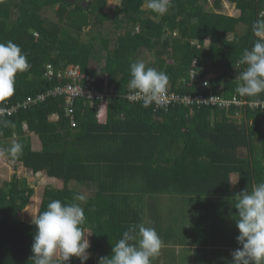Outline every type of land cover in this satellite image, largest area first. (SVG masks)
I'll list each match as a JSON object with an SVG mask.
<instances>
[{
	"label": "trees",
	"instance_id": "obj_1",
	"mask_svg": "<svg viewBox=\"0 0 264 264\" xmlns=\"http://www.w3.org/2000/svg\"><path fill=\"white\" fill-rule=\"evenodd\" d=\"M109 1L116 2L110 10ZM145 2L0 0V42L17 44L31 65L17 73L15 92L0 102V108L44 95L36 104L0 118V149L21 142L18 158L4 157L56 179L55 185L44 187L37 215L52 200L66 204L83 195L70 186L72 182L92 187L86 202H78L86 216L84 228L92 234L85 264H99L101 257L110 256L122 233L132 224H144L145 213L154 214L162 196L203 207L215 198L230 199L246 188L251 191L264 181V109L184 104L144 108L142 100L127 97L133 92L127 86L130 64L145 61L143 50L154 60L146 67L165 72L168 89L179 95L212 91L226 98L241 97L235 89L246 66L238 60L256 40H264L253 31L254 23L264 19V0H172L163 16L144 7ZM225 2L233 3L239 14H225ZM48 7H54L55 20L43 15ZM194 60L197 74L190 82ZM92 61L100 64L98 69ZM74 65L84 75L75 81L66 77ZM201 79H208L210 87L202 90ZM67 83L100 91L106 85L108 97L84 94L69 105L67 93L56 91ZM263 98L264 93L259 99ZM101 102L106 106L105 121L98 118ZM238 113L240 117H235ZM29 132L37 135L39 150L33 149ZM33 194L26 178L15 172L0 185V264H31L35 226L21 220L20 213ZM206 228L220 230L210 231L212 238L225 233L221 239L228 246L226 258L218 257L213 264H231V253L239 246L238 229L232 224L195 229L189 222L178 230L185 238L190 234L200 248L192 257H201ZM69 264L80 260L72 257Z\"/></svg>",
	"mask_w": 264,
	"mask_h": 264
},
{
	"label": "clouds",
	"instance_id": "obj_2",
	"mask_svg": "<svg viewBox=\"0 0 264 264\" xmlns=\"http://www.w3.org/2000/svg\"><path fill=\"white\" fill-rule=\"evenodd\" d=\"M145 3V7L152 13L163 16L169 11L172 0H146ZM223 6L227 8L224 3ZM237 11L239 14V10ZM253 31L264 39V19H258L254 23ZM238 64L246 67L239 72L240 83L235 92L241 97L251 98L256 106L264 104L259 99L264 93V40H256L251 49H245ZM75 66L77 65L71 67ZM30 67L27 54L17 44L11 40L0 42V102L14 94L17 73L26 72ZM130 77L127 86L142 100V107L148 108L153 103H161V97L167 93L169 85V76L165 72L146 67L145 62L137 60L130 64ZM100 105L104 106L105 103L101 102ZM101 109L98 107V112ZM4 111L6 109L0 108V113ZM4 123L11 125V121ZM24 130L26 131L25 125ZM22 152L23 144L17 141L7 149H0V156L18 158ZM31 173H43L45 176V172ZM49 178L54 179H50L53 184L46 185H55L56 179ZM78 202H86V197L77 194L74 202L66 204L60 200H52L45 211L32 216L35 234L29 258L31 264H69L72 257L78 258L80 264H85L90 258L87 236L92 234L84 228L86 216ZM234 208L237 210L235 226L239 233L235 239L239 247L231 253V264H264V181L255 184L251 191L247 188L242 190L237 195ZM161 246L162 241L155 228L132 224L112 245L111 255L101 257L99 264H151L159 255Z\"/></svg>",
	"mask_w": 264,
	"mask_h": 264
},
{
	"label": "rangeland",
	"instance_id": "obj_3",
	"mask_svg": "<svg viewBox=\"0 0 264 264\" xmlns=\"http://www.w3.org/2000/svg\"><path fill=\"white\" fill-rule=\"evenodd\" d=\"M108 2V7L107 9L110 10L113 8L114 3ZM227 5V8L225 9L224 6L222 8V11H225V13H229V15H237V11L234 8V5L230 3H225ZM146 4L144 5V7ZM55 9L54 7H48L43 9V15L46 16L48 19L55 20ZM209 40L207 39L205 41V44H208ZM153 56V55H152ZM147 50L142 51L141 57L145 58V63L151 64L153 60V57ZM97 62L92 61L91 66L98 67L100 64H96ZM218 71L212 72L211 74H217ZM210 74V75H211ZM105 87H107L105 85ZM108 89V88H107ZM104 104V102H103ZM99 109H101L100 113L98 112V118L100 119V115L103 116L106 106L100 105L98 106ZM103 111V114L101 113ZM241 113H238L235 117H240ZM51 119H56V116H51ZM32 137V147L35 150L36 149V142L38 139L37 135L34 133H31ZM41 145V144H40ZM40 145L38 148H40ZM245 153V151H243ZM18 174V177H24L26 178L27 182L29 185H32V187L35 189V194L32 196V199L30 203L26 206L25 209L20 213V219L30 222L32 220V216H36V210L40 204L41 201V191L43 187L46 184H53V182L48 179L49 176L45 173V176L43 173L41 174H33L31 173L30 170L25 169V167L21 163H14L12 161H9L6 159L4 156H0V185L5 181V180H10L12 177L13 173ZM48 177V178H47ZM71 187L78 189L83 193V195L87 196L88 193L93 191L92 187H85L82 186L79 183L72 182L70 184ZM170 203V204H169ZM169 204V205H168ZM166 205L169 207H172V210H168V213H165L166 218H176V222H178V225H176V233H172L174 230V226H170L168 234H167V241L174 243L172 246H168L170 243L168 242V248L165 250V252L160 253L158 257L154 258L151 262V264H203L202 262H194L191 261L190 259L192 258V252L195 249H200L199 247L197 248L196 243L192 236L190 234H187V238H185L183 230H178V227L180 225H186V227L189 226V218L190 214H187V211L189 210L188 205L184 204L183 202L179 203L177 199H170L167 200ZM164 214V213H163ZM148 215H145V219L147 220ZM174 221V223H176ZM89 232V231H88ZM91 234V233H90ZM87 235V234H86ZM89 243L91 245V235L87 236ZM198 252V251H197Z\"/></svg>",
	"mask_w": 264,
	"mask_h": 264
},
{
	"label": "crops",
	"instance_id": "obj_4",
	"mask_svg": "<svg viewBox=\"0 0 264 264\" xmlns=\"http://www.w3.org/2000/svg\"><path fill=\"white\" fill-rule=\"evenodd\" d=\"M109 2L114 3L115 1H109ZM226 3H229V2H226ZM115 4L113 5V7L115 6ZM237 14H238V11H237ZM101 113L103 114V111ZM105 116H106V111L104 112L103 116L100 115V120L105 121ZM31 133L29 132L30 136L32 135ZM31 140H32V137H31ZM39 145H40V142L39 140H37L36 149L38 150L41 148V145H40V148H38ZM49 179L54 180L53 178H49ZM236 181H237V175L234 173L231 175V185L233 188H235L236 186ZM233 198H230V199L215 198L213 199V201L211 200L207 205L203 207L196 206L191 202V200H188V208L190 212L189 214H190V217L193 216V219L189 218L190 220L189 222L191 224H194L195 229L197 225H201V226L205 224L210 225L212 223L213 224L216 223L219 225V224H225V223L227 224L228 222L229 224H232L233 226H235V219L237 218V216L236 215L233 216V214L237 213V210L234 208V205L237 201V195L235 194ZM166 202H167V197H164V196L160 197L158 201L156 202L157 205L154 208V211H153L154 214L150 213L151 211L150 210L149 212L145 213L148 215V217H146L147 220L144 218L145 219L144 224H146V226L150 225V227L155 228L157 234L159 235L162 241L160 253L162 252L163 249H164L163 252H165L168 246L174 245V243L167 241L166 237H167L170 226H174L175 227L174 230H176L177 229L176 223L180 221L179 220L178 222H176L175 217L172 219V218H166L164 216L165 213H168V210H172V207H169L168 205H166ZM174 221L176 223H174ZM192 229L194 228L192 227ZM210 231L215 232V231H220V230H217L214 228L207 230L206 228V231L203 232V237H202L203 240L201 242L203 246L206 248L205 251L203 252V256L192 257L190 259L191 261L202 262L203 264H213L214 260L217 259L218 257L226 258V255L228 254V246H227L225 239L224 238L221 239V234L225 235V233H221L217 237L215 235L214 237L217 239L216 240L215 238L211 237ZM207 235H208V239L206 237ZM168 242L170 243L169 245H168ZM231 245L232 247L233 245L237 246L236 244H231ZM195 254H196V249L192 252V256Z\"/></svg>",
	"mask_w": 264,
	"mask_h": 264
},
{
	"label": "built area",
	"instance_id": "obj_5",
	"mask_svg": "<svg viewBox=\"0 0 264 264\" xmlns=\"http://www.w3.org/2000/svg\"><path fill=\"white\" fill-rule=\"evenodd\" d=\"M194 67H196V61H193L192 67L189 69L190 82L195 80V75L197 74V72L193 69ZM66 77H69L73 81H75L83 78L84 75L79 71V67L75 66L68 68ZM201 82L203 87L202 90H204V87H210V82L208 79H201ZM56 91L67 93L68 95L67 102L69 105L72 104L76 96H82L84 94H87L89 97L101 99V100H103L105 96L108 97L106 87L104 88L103 91H100L98 89L82 90L79 85H73L71 83H67L63 87H57ZM127 97L132 101L141 100L140 98L136 97L133 94V92L129 93ZM43 98H44L43 94H37L35 97L28 96L25 100L17 103L12 107H1L6 109V111L0 113V118L5 117L6 115L7 116L11 115L13 111L19 108H28L36 104L38 101L43 100ZM261 101H264V98ZM153 104L156 106H163L165 108H167L170 105L173 106L176 104H184L185 106L186 105H197V106L204 105L208 107L216 106L218 108H225L226 110H229L232 106L235 107L248 106L251 109H255V108L264 109V104L260 106H256L251 102V100H246L245 98L237 97L236 95H233L230 98H226L223 96H219L218 94H214V92L212 91L207 92V94L196 93V94H188V95H179L175 91L170 90V88L167 90V93L163 97H161V103L159 105L156 103ZM67 113L70 115L72 113V109L68 108ZM74 124H75L74 120L72 119V125Z\"/></svg>",
	"mask_w": 264,
	"mask_h": 264
}]
</instances>
